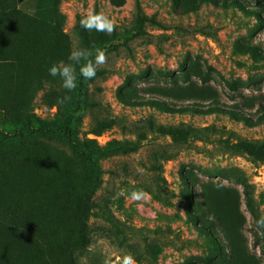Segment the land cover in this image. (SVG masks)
Segmentation results:
<instances>
[{"label": "rangeland", "instance_id": "374dc122", "mask_svg": "<svg viewBox=\"0 0 264 264\" xmlns=\"http://www.w3.org/2000/svg\"><path fill=\"white\" fill-rule=\"evenodd\" d=\"M240 1L245 8L259 11L262 28L255 16L229 5L203 3L192 12L180 14L175 11L172 0H122L119 6L112 0L59 1L61 32L70 49L77 45L76 20L87 22L95 9L105 28L131 27L137 6L143 15L166 26L161 29L146 23L142 36L129 40L127 46L120 44L116 50H106L97 62V67L104 69L105 74L88 85V93L102 108L96 113L102 118L114 119L116 125L95 135L89 132L90 117L80 112L74 126L80 139L94 140L99 152L106 154L96 162L100 184L93 198L108 208L118 229L91 216V242L78 256L79 264L213 262L211 243L187 216V193L181 179L184 171L198 180L199 185L193 191L195 202H201L203 190L214 189L220 196L237 201V212L243 221L242 228L236 230L234 240L238 245H234L232 253L220 228L217 229L227 256L234 259L231 264L264 262L260 248L254 244V234L260 235V232L245 199L246 190L264 229V120H254L257 105L250 111L253 124H249L223 113L171 114L149 106H129L117 97L121 86L146 70L177 71L185 58L191 56L213 69L211 84L223 102H233L223 86L224 81L249 80L252 86L240 90L242 96L264 98V60L257 61L236 49L237 44H251L264 53V0ZM52 2L24 0L18 8L29 16L52 23ZM59 67L61 64L57 62L46 66L45 71L49 73ZM139 86L145 87V84ZM47 88L46 85L36 92L29 102L26 120L49 125L56 122V107L42 98ZM9 117L0 109V131L5 134L8 146L24 154V161L36 165V170L60 156L67 169V159H74L67 142L22 134L20 123L8 121ZM149 120L165 128L190 127L198 135L191 133L182 137L184 141H179L181 137L152 133L148 131ZM238 141L257 144L260 153L249 156L227 147ZM153 165L159 169H153ZM62 182V176L58 175L52 188H46L51 191L47 193L59 190ZM75 187L79 191L84 189L82 185Z\"/></svg>", "mask_w": 264, "mask_h": 264}, {"label": "trees", "instance_id": "16d2710c", "mask_svg": "<svg viewBox=\"0 0 264 264\" xmlns=\"http://www.w3.org/2000/svg\"><path fill=\"white\" fill-rule=\"evenodd\" d=\"M23 1L0 0V109L10 115L8 121L20 123L22 134L67 142L74 159H67V169H64L62 157L58 156L35 170L37 166L24 161L26 157L20 150L8 146L5 134L0 131V264H79L78 256L91 242V216L118 229L108 208L93 198L100 184L96 162L106 154L99 152L94 140L80 139L74 126L80 112L90 117L89 132L95 135L116 125L114 119L102 118L96 113L102 108L88 93V85L105 74L104 69L97 67V62L106 50H116L120 44L127 46L129 40L142 36L146 23L161 29L166 26L143 15L137 6L131 27L105 28L95 9L87 22L76 20L77 45L70 49L61 32L62 18L57 12L60 0H53L50 4L54 15L52 23L22 12L18 5ZM172 1L175 11L180 14L192 12L203 3L233 6L255 16L259 28L263 27L259 11L245 8L240 0ZM112 3L119 6L122 0H112ZM236 49L250 54L257 61L264 60V53L255 45L240 43ZM57 62L61 67L49 73L45 71L46 66ZM213 72L211 67L187 56L177 71L146 70L128 80L118 89L117 97L129 106H149L171 114L223 113L249 124H253V115L255 122L264 120V98H245L240 93V90L252 86L249 80L223 82L229 99L233 101L227 104L211 84ZM140 83L145 87H140ZM46 85L48 88L42 98L56 107L53 125L26 120L29 102ZM238 98L242 100L235 102ZM255 105L257 108L251 116L250 111ZM147 126L149 132L181 137L179 141H184L182 137L191 133L198 135L190 127L165 128L154 125L151 120ZM227 147L249 156L260 153L257 144L238 141ZM152 168L158 170L159 166L153 165ZM58 175L63 180L60 189L47 193L51 191L46 188H52ZM181 179L187 193V216L212 245L213 262L205 264H231L234 259L227 256L217 229L220 228L232 253L237 244L234 240L236 230L242 228L243 221L237 212V201L220 196L214 189L203 190L201 202H195L193 191L199 185L197 178L184 171ZM78 185L84 189L79 191L75 187ZM245 199L260 232V235L254 234V244L264 256L263 225L251 207L246 190ZM96 209L98 211L94 212ZM260 264L264 262L260 261Z\"/></svg>", "mask_w": 264, "mask_h": 264}]
</instances>
